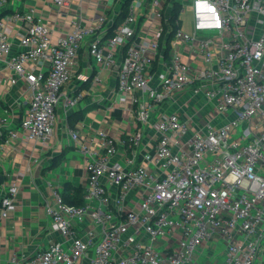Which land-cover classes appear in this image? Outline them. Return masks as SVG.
Listing matches in <instances>:
<instances>
[{
	"label": "built area",
	"instance_id": "1",
	"mask_svg": "<svg viewBox=\"0 0 264 264\" xmlns=\"http://www.w3.org/2000/svg\"><path fill=\"white\" fill-rule=\"evenodd\" d=\"M167 1L181 9L182 1L191 2L193 32L182 31L176 18L175 27L147 21L153 29L137 37L143 7L162 18ZM7 2L0 0V10ZM52 3L62 10L68 0ZM15 17L25 22L22 48L12 50L0 20V60L13 74L10 83L21 78L30 91L20 129L44 142L57 105L68 113L78 104L79 95L62 89L91 28L76 21L52 40L32 9ZM118 44L124 53L116 66ZM178 45L195 50L196 68ZM88 47L98 64L115 68L120 100L129 99L136 129L121 141L97 131L98 151L70 132L83 156L82 203H68L52 189L43 206L59 238L20 264H78L83 258V264H264V0H130L112 35ZM42 62L45 73L28 68ZM155 63L161 71L153 80ZM184 92L195 98L200 128L166 107ZM145 138L150 144L141 153ZM18 191L12 182L0 193V222ZM219 243L221 260L204 254L205 245Z\"/></svg>",
	"mask_w": 264,
	"mask_h": 264
},
{
	"label": "crops",
	"instance_id": "2",
	"mask_svg": "<svg viewBox=\"0 0 264 264\" xmlns=\"http://www.w3.org/2000/svg\"><path fill=\"white\" fill-rule=\"evenodd\" d=\"M129 1L68 0V5L58 10L52 0H8L0 10V20L4 22L11 48L16 52L22 48L19 41L25 30V22L15 15L29 9H32L37 21L51 30L52 40L71 31L76 21L91 28V33L77 51L72 77L62 89L66 94L79 95L78 104L68 113L64 112L61 103L57 105L52 134L44 142L28 138L20 129L30 91L21 78L14 84L10 83L13 74L0 60V193L5 192L12 182L16 183L19 190L7 218L0 222V264H20L33 252L45 248L49 239L59 238L57 232L50 230L43 200L50 196L52 189L74 195L75 188L81 187L85 179L83 156L70 132L78 131L80 142L90 150L98 151L100 142L97 131L104 130L121 141L136 129L129 99L120 100L115 68L98 64L88 47L92 39L103 41L111 35V31L124 20ZM125 8V16L121 17ZM171 10L172 5L167 1L162 10V18H156L143 7L134 26L137 37H143L153 29L147 21L155 26L164 23ZM180 13L181 10L178 20ZM176 51L192 68L200 64L194 49L178 45ZM107 53L104 49V55ZM123 53L124 47L121 44L114 47L112 59L116 66ZM28 68L36 73H45L47 64L42 62L29 65ZM160 71L158 63H155L152 68L153 80ZM83 76L87 81H81ZM194 102L195 98L189 92H184L174 102L167 103L166 107L169 111L180 112L185 118H192V127L200 128L204 119L197 113ZM10 133H14V136H10ZM148 144L150 139L145 138L141 144V153L146 151ZM220 246L205 245L204 248L208 253L216 255V259H220L224 244ZM84 261L85 258L78 264Z\"/></svg>",
	"mask_w": 264,
	"mask_h": 264
},
{
	"label": "trees",
	"instance_id": "3",
	"mask_svg": "<svg viewBox=\"0 0 264 264\" xmlns=\"http://www.w3.org/2000/svg\"><path fill=\"white\" fill-rule=\"evenodd\" d=\"M181 10V5L179 2H175L173 7H172V10L169 14V17H168V21L169 23L172 25V27H175L174 25V20L178 17V13L180 12ZM125 13H126V8L124 10H122L121 12V17L125 16ZM113 33V30L111 31V35ZM82 188L81 187H78V188H75V194L74 195H67V193L63 190L62 191V197L64 199V201L68 202V203H71V204H81L82 203ZM76 197V198H75Z\"/></svg>",
	"mask_w": 264,
	"mask_h": 264
},
{
	"label": "rangeland",
	"instance_id": "4",
	"mask_svg": "<svg viewBox=\"0 0 264 264\" xmlns=\"http://www.w3.org/2000/svg\"><path fill=\"white\" fill-rule=\"evenodd\" d=\"M179 20H180L179 28L184 32L191 33L192 28H193V13H192L190 1H182V9H181V13L179 15ZM220 245L221 244L219 243V246ZM206 253H207V251L204 252V254H206ZM222 258H223V254L220 257V260ZM197 264H200V260H197Z\"/></svg>",
	"mask_w": 264,
	"mask_h": 264
},
{
	"label": "water",
	"instance_id": "5",
	"mask_svg": "<svg viewBox=\"0 0 264 264\" xmlns=\"http://www.w3.org/2000/svg\"><path fill=\"white\" fill-rule=\"evenodd\" d=\"M0 179H1V177H0Z\"/></svg>",
	"mask_w": 264,
	"mask_h": 264
}]
</instances>
